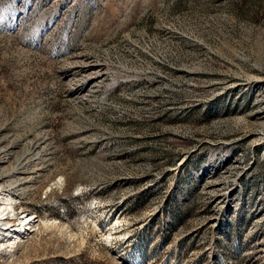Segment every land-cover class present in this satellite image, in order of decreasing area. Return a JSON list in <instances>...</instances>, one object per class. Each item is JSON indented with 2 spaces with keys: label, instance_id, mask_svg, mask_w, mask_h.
<instances>
[{
  "label": "rangeland",
  "instance_id": "1",
  "mask_svg": "<svg viewBox=\"0 0 264 264\" xmlns=\"http://www.w3.org/2000/svg\"><path fill=\"white\" fill-rule=\"evenodd\" d=\"M6 201L0 264H264V0H0Z\"/></svg>",
  "mask_w": 264,
  "mask_h": 264
},
{
  "label": "bare ground",
  "instance_id": "2",
  "mask_svg": "<svg viewBox=\"0 0 264 264\" xmlns=\"http://www.w3.org/2000/svg\"><path fill=\"white\" fill-rule=\"evenodd\" d=\"M12 209V205H11V203L10 202H8V201H6V202H3L1 205H0V224H1V222H3V220L5 219V218H3V216L4 215H6V211L7 210H11ZM8 215V214H7ZM6 215V216H7ZM6 216H4V217H6ZM8 218V217H7ZM29 220V219H28ZM28 220L26 221V224H29V222H28ZM8 221V220H7ZM24 220H22L21 221V223L23 222ZM9 224V223H8ZM5 226V225H4ZM9 231V230H8ZM18 234V236L20 235V233H16V235ZM5 234H3V233H0V239L4 236ZM18 236H16L15 237V239H18ZM15 239H13V241H10V244L11 245H9L8 244V247H10V248H13L14 247V244L16 243V241H14ZM16 245V244H15Z\"/></svg>",
  "mask_w": 264,
  "mask_h": 264
}]
</instances>
